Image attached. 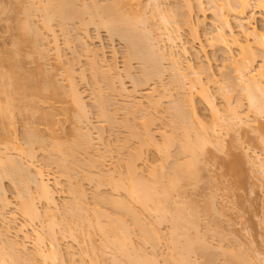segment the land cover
Here are the masks:
<instances>
[{"label":"bare ground","instance_id":"1","mask_svg":"<svg viewBox=\"0 0 264 264\" xmlns=\"http://www.w3.org/2000/svg\"><path fill=\"white\" fill-rule=\"evenodd\" d=\"M79 1L81 3L83 2L81 0H51L48 3L46 2V5L45 4L44 6L41 5L40 7L42 8L39 7L40 10L38 9L39 11L41 12L44 11L45 13L44 16L45 21L44 24H42L43 26L42 29L44 28L45 29L44 31L48 30L47 32L48 33L51 32V36H54L52 37L53 38L52 43L56 50L55 49L53 50L55 51L54 53H56L57 51L56 54L57 58L55 54L53 55L54 58L56 60L58 59V63H61L60 61L62 59L60 58H62L63 56L59 55L60 50L57 47L58 46L57 42L59 43V41H57L56 39L57 37L55 36V32L51 27V23L54 20H57L58 23L62 25L61 27H63V29L65 30L64 26H67L70 21H73V19L78 17L81 18L80 15H82V13L84 15L85 11L90 10L92 13H90V11L86 12V14L89 15L92 14L91 16L92 19H90L91 20L90 23L93 21L92 23L95 24L96 22L95 20L96 18H98L99 19V20L97 19L98 24H95L97 27L99 26L100 27L102 26V28L105 27L107 29L106 31H108V34L110 33L109 35H112L114 37L119 36V38L123 39L127 43L128 46L127 49L128 52L126 56L127 62L136 60L139 61V63H141L142 73L140 75L139 80L138 81L136 80L138 83V84L136 83L137 86L138 85L140 86V84L145 85L148 81H151L153 78L155 77L158 78L159 76H161L162 73H164L163 71H165L161 68L163 63L167 62L168 65H170L169 70H171L170 73L172 72L173 74L172 75L173 80L171 83L176 86V88L175 87L174 88L177 89V91L181 89L180 90L181 93L185 92L183 94L185 95L184 98L182 99L183 96L180 93V95L182 96V97L179 96L180 101H177L178 103L176 104H174L173 102L175 106L172 105L173 109L170 108L172 109L171 110L172 126H173L172 133L174 135L176 134V137H174L173 134L171 135V133L170 135H168L166 134V132H161L160 133L161 139L160 140L156 139L157 137L155 138L154 137L155 135L153 136V134H151L149 128L150 118L146 119L147 118L146 116L149 115L147 112L144 114L145 116L143 115V117L140 118L143 121L136 122L137 120L135 118L134 120L136 121L133 120V122H131V124L136 122V124H133L135 127H133V125L130 124L131 125V126L129 125L130 128L128 129L126 127V129L129 130L130 139L131 137L139 139L138 140L139 144H137L138 146H136L134 150H131L133 152L130 151L131 153L129 152V154H127L128 158H126L125 163H123L124 162L123 160H122L123 162L121 161L123 164H125L124 177L122 176L123 174L116 175L115 174L116 172H114L113 170L112 172H114V174H112V172L109 171H108L109 174L111 173L110 175L107 174L108 173L107 171L105 173L107 174L106 178L107 181H109V187H111L112 189L111 192H114L115 194L117 193L119 196L121 194L122 197L121 196L117 197L118 196L117 194H116L117 196L113 197V193H111L112 195L110 196L108 194V197L107 194L105 197L99 195L98 193L97 194L95 193L96 194L95 197L93 196L95 202L94 205H92L93 203L91 204L92 205L91 208L89 207L90 205L86 206L88 205L87 203H85L86 198H84V196L86 197V195H84L85 192L84 189L81 188L82 185L80 184V182L78 181L79 184L81 185L80 187L78 186V184L74 182L75 186L76 185L77 186L73 188L74 184L70 182L69 179H67L69 180L70 185L73 184L72 185L73 190L69 185L70 187L69 190L71 192V195L73 191L76 196H74V200L73 197L70 199L71 201L73 200L72 203L66 204L68 206L66 209H65L66 206L63 207L59 205L60 207H63L62 210L64 213H66L64 209L68 211L66 213L67 216L65 214L64 219L66 220V217L69 216L67 218L68 221L66 220L67 221L66 224L62 223V220L59 222V220H57L59 216L56 215V210H57V214L59 215H60L59 213L60 211L61 214L63 212L62 210L58 212L59 209L55 210V208L59 207L57 204L58 202H56L55 199V194H57L56 193L57 191L59 192V189L61 188L60 186L61 183L55 181L53 185H51L50 178L47 177L48 176L47 174L45 176V172L42 170V168L39 169V167L37 168L34 167L36 170L33 168L34 173L32 174V165L30 163L32 161L34 162L35 160V158L33 157L35 148H37L39 145L42 148L43 145L47 144L42 140V137L39 136L40 133L38 132L39 130L38 124L40 125L44 124L46 130H48L47 132L51 135L54 134V129H55L54 101L55 99H56L55 103L60 101L61 96H64V98L66 97L65 100H67V102L70 103V106L71 104L74 106L73 109L74 112L78 114L77 116L79 121L81 119L82 121L83 119L87 120L88 119L86 118L88 117L86 116L87 102L85 103L83 94L78 89L79 87L75 82L76 80L74 78V75L76 76L77 74L74 72V68L72 69L71 66H69L71 69L69 68L67 69L69 71H66L65 69L64 74L66 75L63 74L66 77L65 81H67L66 82L67 87L65 86L66 87L65 92L63 91L64 89L62 90V88L57 87L58 85H55L56 81L53 80L55 76L53 74L52 75L54 77L51 74L49 75L48 71L38 67L39 65L37 66V68H40L39 71L44 70V72L41 71L38 72L37 74L36 71L38 69L36 67L35 68L37 70L34 69V72L31 71V73L24 70V67L22 65L25 64L23 63L24 59L28 55L29 57L32 56L33 58L32 54L34 53L36 54V51L40 52V50L46 48L45 43L44 46H42L43 44L40 45L39 42H37L41 39V36L43 37L45 34L42 33V31L41 32L39 30L37 31L35 26L32 25L33 26L32 27L31 24H29L32 23L31 19L28 20V18H30L29 16L30 14L28 15L26 12L25 17L27 20L24 18L23 21L20 17L18 18L16 14L15 17L21 20L20 21L16 20L15 22L16 24L13 22L14 27H16V29L15 28L14 29L18 33L17 34L18 37L15 39L14 43L12 44L14 50L12 49L10 50L12 51L11 52L12 54H9L10 53L9 52L6 53L7 55L5 53H3V55H0V125H1L2 143L5 146L4 154L2 155L0 154V193H2L3 197H5L6 194L4 189L2 188L3 183H1L2 180L4 179H10L12 183H15V185L18 186L17 190L19 192L18 194L16 193L17 194L16 196H18V200H19L17 203L18 204L17 212L24 219L23 220L24 225L21 226L18 225L12 228L9 222H7L9 224L7 225L5 219H2L1 222H3L2 226L4 227L3 230L4 235L9 236L10 230L12 229L15 230L14 232L15 235L12 237L14 238L13 240L10 239L11 238L10 236H9L10 238L7 236L5 237L3 236L5 238L4 239L1 237V235H3L2 232L0 233V237L2 238V239L0 238V242L3 240V243L2 242L0 243L1 246L0 264H33V263L38 264V261L39 264H64L65 263L63 260L64 258H62L63 255L60 253L61 249H59L60 248L59 241L60 239L61 240L64 239L66 234H67L66 236H70V238L72 237L73 240H75L76 238L78 239L80 237L81 241L75 240V242L78 241V244L79 243L81 244V242L83 244V246L81 244V246L83 247V248L81 247L83 253L79 251V253L82 255L80 257L82 258L85 255L84 253L86 251H89L86 253L90 254L89 256L92 259V260L90 259V261L91 262L94 261L96 264L97 263L161 264L160 261L156 259V257L158 258V255L154 250L159 246L158 245L160 243L159 240L165 238V236L163 237V235L161 234L162 232L160 233L159 231L160 230L159 228L161 227L160 225L165 223H167L166 225H168L167 228L169 229L168 230L169 233L167 234L168 235L167 239L169 240L168 244H169L170 252L168 256L167 255L165 256L166 259L165 258L163 259L162 264H200L197 263V260H195L194 263L193 260L194 257H196L199 253L200 255L203 253L204 255L207 256L209 250L207 251L205 248L207 247L205 246L206 243L201 241L202 240V238H200L201 233L200 234L197 233L196 236L194 235L196 232H199L198 231L199 229L197 228L199 223L197 222V217L194 214V210L193 212L190 211L191 208L189 207L187 208L186 207L187 205L184 204L185 202L183 203V201L180 200L181 198L180 195H182L181 189L183 191V187H184L183 186L184 183L182 182L184 180L186 181L187 179H188L187 181L192 180L193 182L194 179L195 181H197L196 178H198L197 177L198 175L196 176V170H194L195 168L197 169V167H195L194 165L199 163V156L202 153L203 149H205L204 147H206L210 143L215 145V142H217V145L220 147V143L222 142L220 139L221 136H219V134L221 133L220 132L221 129H223L224 127V124L222 125V122L223 123L226 122L230 130H232L234 126L237 128H240L241 126L242 129L243 126L245 125H246L245 127L248 129V127L250 126L248 124L249 122L252 123L251 125L253 126V124L258 123L260 119L264 118V25L263 28L260 30L252 22L254 19L253 16L254 10H258L260 13L264 14V0H206L207 2H204V0H198V2L197 0H194L196 3H198L196 4V6L193 4L194 2H192L193 0H174L176 3L174 5L175 8L174 9L170 8L169 10L172 11L167 10L168 12L164 10L166 7L164 5L165 4L164 2L162 4V0H146L147 2L153 4V6L148 5V3L145 4L147 8L149 6H151L152 8L154 7L152 16L155 18H157L155 16L156 14L160 16L159 17L160 21L159 20L158 21L160 23L162 22L161 27L159 26L160 23H158V21L155 20V18L149 17L148 19L147 17L149 22L147 21V19H145L146 14L141 11L146 8L145 5H142L144 0H106L107 2L106 4H104L105 3L104 2L103 5H101L102 3H100L99 5L96 2L95 3L93 2L90 5V7L89 4L84 5V3L81 4ZM77 2L80 3L82 7L80 4L78 5ZM133 2H135L139 7L140 12L139 11L138 12L140 14L143 13L144 19H143V15H140L137 11H136L137 13L135 12L134 14L133 12L131 13L129 9L127 10L128 6L131 5ZM204 3L209 4L208 7L210 6L212 13L214 12L213 15L211 14L212 17H207L206 12L209 9L207 7L208 10L207 9H206L207 11L205 10L206 7L204 6L205 5ZM22 7L23 9H25L23 5ZM35 8L37 10V7ZM167 13L168 14L171 13V14L168 16L166 15ZM138 14L140 16H138ZM94 15H96V18H94L93 20ZM130 16H133L134 18ZM150 18L151 20L153 19L152 21H154V24L157 23L155 24L156 26L158 25L157 26L158 28H156L157 30L154 29L153 27H151L152 29L150 28L149 25H151L152 23V22L150 23L151 21ZM209 18H210V22H208ZM14 19L12 21H14ZM143 20L145 21V23ZM83 22L84 21L81 20V22L79 23H81L82 26H85L86 23ZM215 22H217L219 25H216ZM146 23H148L149 26L148 29H146L147 26ZM139 26L145 27L146 30L144 28L143 30L141 28L139 29ZM182 30L186 31V33L188 34L190 38V43L193 44L192 48L195 50V52H197L198 54H203L205 56L204 63H202V65H199L198 69L196 70L194 69L195 66L193 67L191 61L187 62L188 60L186 61L184 60L186 63H184L183 61V58L186 59V56L188 57L190 49L187 46L188 41L185 42L180 36L181 34L180 32ZM31 35H33L35 39H33V36ZM28 36L29 38H32L30 39L31 43L34 41L35 44L38 43V45L35 44H30V45H32L33 47L35 45V47L38 46L39 48L42 49H38V47L37 48L34 47L35 48L34 49L33 47H31L34 49L33 53L31 50L30 53L32 54L27 55V53H25L27 55L26 56L25 54H22L23 53L22 51H25L23 50L24 49L23 46L28 45V43H26L27 41H29ZM86 37L89 36L86 34ZM43 38L41 40H43ZM84 40L85 38L83 40L81 38L82 44L81 43L80 44L85 46L83 47V49L85 48V53L89 54V56L90 55L92 56L90 57L92 58L91 63H93L95 69L93 70V72L98 73L100 69L98 70L99 67L95 62L97 60L96 59L97 54L95 51H93L94 52L93 53L92 50H89L90 48L86 47V44H88V42L85 43ZM82 41H84V43ZM24 43L26 45H24ZM14 45L16 46V48L14 47ZM47 46L50 47L49 42ZM41 52L40 55H42ZM38 53L36 54V56L38 55V57L36 58L34 57L31 60V62L34 59H36L34 61H38V58L40 56ZM44 54L45 51L43 52V56ZM23 55H25L26 57H24ZM21 56H23V58ZM20 57L23 59V61L21 60ZM41 57L42 56H40L39 59H41ZM213 64H215L216 67L219 69L218 75H222V77L227 76L226 74L227 70H230V72L232 71L234 73L233 74L234 78L232 77V80H231L232 72L229 77L230 74L229 71H228L229 73L228 76L226 77V79L225 78L224 79L230 85V89L234 93L238 94L239 92L240 99L241 98L243 99L239 101L240 107L242 105L241 103L242 101L248 102V106H250L249 108L253 109V110L252 109L249 110L250 111L249 114L252 115L251 110L255 113V116L251 117V119L254 118V120L253 119L251 120L249 118V114H247L248 111L245 114L247 116L245 115L241 116L242 114L239 116V113H237V111L235 112L236 109L230 106L229 104L230 101L227 102L230 107L226 105L227 109L223 110L225 112H223L217 107L213 97L211 98L212 95L211 93H209L210 91L208 92L209 90L208 86L204 84L202 80V75L206 74L208 78L210 77L208 81L210 80L211 82H213V84H216L217 82L215 80L216 75L214 72H212ZM25 67H27L26 64ZM41 67H44V65ZM114 68L115 66L110 65V67L108 66L107 68L109 70L105 69L106 72L103 71L104 70L103 69L102 70L103 72H101L104 74V76H101L102 79L108 76V72L110 73L109 75H111V73L114 71L113 70ZM129 68H127L126 66V69ZM46 72L48 75L46 74ZM105 73H107V75ZM44 74H46L47 77ZM79 75L81 76V74ZM42 76L44 77V79H42ZM189 76L191 77L193 76L194 78L193 77L191 78ZM98 77L100 78V76ZM45 78L48 79L47 82L44 81ZM82 78L84 79V75H82ZM187 79H189L188 80L189 82L187 81ZM96 80H97V76H96ZM43 81L46 83L44 84ZM183 81L188 82L189 87L185 85V82L183 83ZM232 81H234V83ZM106 83L108 84V82ZM109 86L111 87L112 85ZM186 86L188 91L187 89H185ZM184 89L185 91L183 92ZM235 90L238 91L236 92ZM154 92L155 90L151 93H148L147 94L148 97L146 96V99L148 98L149 101L147 104L150 103L149 106L147 105L148 108L157 109L159 106H161L159 104H161V102L163 103V100L165 99L168 100V98L171 99L173 97V96L169 97V95L171 96V94L167 95V93H163L164 95L159 96V100L158 97H155L157 98V100H155ZM99 93L101 95V92L97 91V97L99 98H96V100L98 101L96 102L98 103L96 104V106L98 107L97 113L99 112L98 114L100 115L98 117H100V119L102 118L105 119L107 117L106 120L107 119L112 120L113 122L111 123L113 124L114 123L113 117L110 119L112 114L110 115L109 113V115H107L108 114L107 112H109L110 110L108 111L106 108L108 107L107 105L111 104V101L110 103H108L110 98H108L107 100L106 99L107 96L106 98L103 97V95L100 97ZM122 93L120 94L122 95ZM227 99H231V98L227 97ZM177 100H179V98H177ZM63 101L64 100H62V102ZM136 102L139 107L134 104L135 102H133L135 106H133V104L132 105L130 104L129 106L131 107L132 112L142 110V109L140 110V108L143 107L141 101H136ZM139 102L140 104H138ZM175 102H176V98H175ZM41 103L46 104V106L44 107L46 110L42 108L41 111L40 105L44 106V104L42 105ZM128 105L129 104H127V107ZM151 105L153 107H150ZM46 107H48V109ZM127 107L126 109L129 110V112H131L129 107L128 108ZM132 107H136L137 109ZM230 108H232L234 111ZM28 109L30 110V113L28 112L29 111ZM207 112L208 113L210 112L209 114L211 115L209 116H211V118L207 117L208 115L206 114ZM222 112L224 113V115ZM25 114H28L30 117L29 119L31 120V125L29 124L30 126H28V124H23L24 122L22 123L23 121L22 119L27 117V115ZM17 115L18 117L23 116V118L21 117L22 119L19 117L21 119L23 128L25 127V125H27L26 132H24L25 146L23 148L18 146L16 142L15 118L17 117ZM209 118L211 119V121L209 120ZM125 122H130V120L128 119ZM139 122L141 123L140 125L138 124ZM28 123H30V121ZM126 124L124 125L119 124V125H121L120 127L122 126L125 127ZM136 125H138V127H136ZM257 125L258 124L254 126L258 129ZM113 126L119 127L118 125H115V123L113 124ZM251 131H254V129ZM82 135H83V139L85 138L88 139L90 133H88V135H86L85 133V138H84V134ZM218 137L220 141L216 140L218 139ZM98 138L100 140L102 137H98ZM55 139L53 137L54 140L53 144L52 141L50 142L51 143V145L49 146L50 151L46 153L47 160H44L46 162L45 164L47 165V167L54 165L58 169L61 168L62 170V171L60 170V172H62L61 174L62 175L64 174L63 175L64 177L69 178L70 175H73L74 173L77 174V171H75L77 169L76 168L77 164H75V161L77 160L73 157L76 156L75 154L77 152L76 149L83 150L85 148L84 147L85 140L80 141L83 142L84 144L77 143L78 141H76L73 142L74 145L73 144L66 145L67 143L66 144L63 143L64 144L63 145L57 139L55 142ZM102 140L103 139H101L100 141ZM171 140H174L175 142ZM124 142L121 144L123 145V147L121 146L122 149L127 147L126 145L124 146V144H126L127 142L126 141ZM176 142H179L178 147L176 145L177 147L175 153L176 159L174 158L175 161L173 160L171 161L172 165L169 166L170 168L167 167V169L169 168V170L163 172L164 170H166L163 166L165 164H161L160 169L159 168L156 169L155 167L157 166L155 165L156 162L154 161L155 160L154 158H156L157 156H162L166 161H169V159L171 160V158L174 155L170 153L169 147L174 146ZM36 145L38 146L36 147ZM222 145L224 144L222 143ZM144 148H146V150ZM119 150L122 151L121 149ZM10 151H13L14 154L16 155L13 156L12 153L11 154L7 153ZM149 152L153 159L150 158ZM169 154L173 156L171 157ZM25 155H26V159L28 157L27 160L28 161L31 160V162L29 161L28 163L26 161L27 162L26 163L24 161L25 163H23L22 160L25 157ZM44 155L45 154H43V156ZM22 156L23 158L21 159ZM99 157L101 158L103 156L99 155ZM32 158L34 159L32 160ZM69 158L71 159L70 161ZM255 158H258L257 160L260 159L258 155L255 156ZM98 159L99 158L95 159L97 162H99L98 164H101L102 161L104 162V157L103 160H101L102 158L99 160ZM123 159H125V157H123ZM72 160H74V163ZM95 160L93 161L96 162ZM166 161L165 163H168ZM261 161L262 160L260 159L259 162ZM72 164H75L74 168L76 169L73 168L74 165ZM91 164H93L92 160H91ZM86 165L88 164L85 163L83 166ZM104 165L101 164L100 166L104 168L103 167ZM233 166L237 167L239 165L235 164ZM88 168H90V165L86 167V169ZM95 168L97 169L98 167L96 166ZM84 169L83 172H85L86 170ZM263 169L264 167L262 166L261 170L263 171ZM158 170L159 171L161 170L160 173H158L159 172ZM72 171L74 172L72 173ZM99 171L101 172V170ZM144 172L147 174L144 175L145 174ZM101 173L102 176L98 174L100 176L96 175L97 178L100 177L99 179H101V177L105 175L103 172ZM81 174L83 175L84 173ZM86 174L88 173H85L84 176L88 177L89 174L88 175ZM74 176L75 175H73V178H70L71 181H73V179L76 177ZM84 176H82V178H84ZM96 176L94 177L96 178ZM115 176H117V179ZM91 177L92 176L90 175V178ZM103 178L105 181L106 178L105 177ZM85 179L89 180V178H85ZM92 180L89 181L93 182ZM31 184H34L33 185L34 187ZM30 185L35 189L33 190ZM96 185H95V189H97L96 190L97 192L101 187L99 188L97 183ZM0 200H2L0 202L4 209L5 207L8 208V206H10L9 201L6 200V198ZM40 201L45 203L48 207L46 210H44L45 212L44 211L41 212V209L38 204V202ZM105 204L107 205V207H111L112 209L111 211H113L112 212L113 215L111 214V211L109 212L110 214L108 213L109 209L108 210L103 209L104 211H102V208L100 207L101 205L102 207L103 206L105 207ZM95 206L98 207L100 206V207L98 208ZM50 207L54 208V211ZM105 211H107V213ZM2 213L1 215H3ZM196 214L198 215V213ZM144 215L145 216L149 215L148 218L150 217V219L153 217L152 221L153 220L154 221L150 223V220L146 218L149 221L148 223ZM56 216L58 217L56 218ZM127 218L129 219V221H127ZM46 221H50V222L46 223ZM34 222H40V224L42 222V225H45L46 223L45 230H47L46 234H48L47 237L48 240L44 239L46 236L44 238L43 236H41V235H46L42 233L44 230L40 231L38 229L39 230L38 232L36 228L32 227L29 228L30 231H28L29 229H27L26 226H30L31 223ZM57 222H59L58 224H60L59 225L60 227L61 224L64 227H61L62 229H60L59 226L56 227ZM72 225H74L75 228L78 229L80 228L83 231L77 229L78 231L76 232L78 233L75 234L76 233L74 231L75 228H73L74 229L73 232L75 233H72V227H73ZM43 227L44 226H41L42 229ZM57 228L59 231H56ZM134 230H136L137 232L139 231L138 234H140L139 236L141 241L140 245L144 246L143 247L144 249H145V245L146 247L152 245V247H154L152 248L154 251L153 253L151 254L145 253L144 252L145 250H143V248L140 245L139 247H137L138 246L136 245L137 242H134L135 239L132 238V235L134 236L133 232H136ZM79 231L81 233H79ZM59 234L61 235V237L58 239ZM31 236L34 237V238L32 237L33 240H31L32 239ZM96 236H99L100 238V241L98 240L100 242V244L98 243L99 245L97 244L98 246L94 245L95 242L91 243V241H95ZM6 237L10 239V241L7 240ZM84 238L87 240L89 239L88 240L89 244L91 243L89 246L90 247L89 250L84 248V243L86 241ZM45 240L50 242L48 243ZM29 242L33 243L34 245V246L32 245L34 249L33 247L31 249V251L33 250V252H31L30 249L27 250L28 249L27 246H29L27 244H29ZM4 243L5 245H3ZM83 249H85V251H83ZM204 249L207 252H205ZM198 250H200V252H198ZM26 251L27 252L30 251V253H26ZM109 253H111L110 254L111 257L107 258ZM154 254H156L157 256L155 257ZM238 254H236L237 257ZM70 255L71 258L72 257L74 258L72 254ZM148 255L149 256L152 255L153 257L151 256L149 257ZM211 255L210 257L209 255L207 256L210 259H207L205 264L208 262H209L208 264H211L210 261L212 260V258H214V255L213 254ZM102 256H105L108 259V262H106L107 261L106 258H105L106 261H104L103 259L104 257ZM234 257L233 256L229 257V259L232 258L231 260L233 259L236 260L235 262H237V264H244L245 259L242 258L243 256L241 257L239 255L238 258L237 257L234 258ZM73 258L71 259V261L69 260L71 264H73L72 263V261H74ZM36 259L39 260L36 261ZM99 259L100 260L103 259L102 260L103 262L102 261L100 262ZM77 261H79V259ZM81 263L84 264L85 262L83 263L81 260ZM212 263H214V261ZM77 264L79 263L77 262Z\"/></svg>","mask_w":264,"mask_h":264},{"label":"rangeland","instance_id":"2","mask_svg":"<svg viewBox=\"0 0 264 264\" xmlns=\"http://www.w3.org/2000/svg\"><path fill=\"white\" fill-rule=\"evenodd\" d=\"M49 1H51V0H49ZM49 1L48 0H0V55H3V53L6 54L9 52H10L9 54H12L11 53L12 51H10L11 49L14 50V48L12 47L13 46L12 44L14 43L15 39L18 37V35H17L18 33L15 30L16 27H14L13 24L16 22V20L20 21L22 19V21H23L24 18L26 19L25 13L27 12L28 15L30 14L29 15L30 18H28V20L31 19L32 23H33V24L32 23H29V24H31V26L32 25L35 26L37 31L38 30L40 32L42 31V33L45 34V35L42 34V35H44L43 36L44 38L41 36V39L43 38V40L40 39L43 42H41L40 40L37 42H39L40 45L43 44L42 46H44V43H45V45H46L45 47L47 49L45 47H44L45 49H42V48H39L37 46L38 49H42L43 51L40 50V52L42 51L41 52L42 55H40L39 51H38L39 53L36 51V54L38 53L42 57H41V59H39L40 58V56H39V58H38L39 62L34 61L36 59H34L31 62V60L34 57L35 58L38 57V55L36 56L35 53H34L35 55L32 54L33 50L35 48H37V47H35V45H38V43L36 42L37 44H35L34 43L35 41L31 43L30 39H32V38H29V36H30L29 35L28 36L29 41H27L26 43H28V45L35 44L34 45L35 48L32 45L23 46L24 49L22 47V49L25 50V51H22L23 52L22 54L27 53V55L28 54L33 55V58H32V56L29 57V55L27 56L26 54L25 55L27 57L25 55H23L24 57H26L24 59V61L22 59L23 56H21L22 58L20 57L21 60L23 61V63H25L28 67L27 68V67H25V64H22L24 67V70L31 73V71L34 72V69H36L37 66L39 65L38 67L43 68L46 71H48L49 75L53 74L55 76L54 77L52 75L55 78L54 79L52 77L53 80L56 81L55 85H58L57 87L62 88V90L64 89L63 91L65 92L66 87H67V85H66L67 81H65L66 77L64 75H66V74H64V71H65V69H66V71H69V70H67L68 68L69 69L74 68V72L77 74L76 76L74 75V78L76 80L75 82L77 83V85L79 87L78 88L79 91L83 94V98L85 100V103L87 102L86 103L87 104L86 105V109H87L86 110L87 111L86 116H88V117H86V118H88V119L87 120L83 119V121L81 119L79 121L78 116H77L78 114H76L74 112V109H73L74 106L72 104H71L72 107L70 106V103H68L67 100H65L66 97L64 98V96H61L60 101H58L59 100V98H58L57 101L59 103L58 102L55 103V101H56V99H55V101H54V108H55L54 109V115H55L54 116L55 117L54 118V120H55V122H54V128H55L54 134L53 135L49 134L47 132L48 130H46L43 123H41L43 125H40V124H38L39 126L37 125L38 129H39L38 132L40 133L39 136H41L42 140L44 142H46L48 145L45 144L47 147L45 145H43V146H45V147L42 146L43 149L41 148L40 145H39L40 147L38 145H36V147L37 146L38 147L35 148V152H34V156H33L35 158V160H34V162L33 161L31 162V160H29V161L31 162L30 164L32 165V174L34 173L33 170L35 168L39 167V169L42 168V170L45 172V176H46V174L48 175L47 177L50 178V180H51L50 184L51 185H53V183L55 181H58L61 183L60 184L61 188L59 189V192L56 190L57 194H55V199H56V202H58L57 203L58 206L59 205L63 206V207L66 206L65 207V209H66L68 207L66 204L73 202L74 196H76L74 194V192L72 191L73 188H75L77 186V185L75 186V184H74V182H75L76 184H78L79 187L82 185L81 188L84 189V192H85L84 195H86V197L84 196V198L88 199V200L85 199V203H87L88 205H86L85 203L84 204L86 206L90 205L89 207L92 208V205H94V202H95L94 197L97 193L99 195L105 196V197H106V194H107V197H108V194H109V196L112 195L111 193H113V197L118 195L117 193H116L117 194L116 195L114 192H111L112 189H111V187H109V181H107L106 176H107V174L110 175L111 173L109 174V172H112V170L114 172H116L115 173L116 175H118V174L122 175L123 174L122 175L123 177L125 175L124 174L125 173V170H124L125 164H123V163H125L126 158H128L127 154H129V152L131 150H134L136 148V146H138L137 144H139V142H138L139 139L132 138V137L130 139V136H129L130 134H129L128 129L130 128L129 125L131 124V122H133V120L135 118L137 121L136 120H134V121H136V122L143 121L140 118L143 117V115L147 112L149 114V115L147 114L149 117L146 116L147 118L146 117L145 118L146 119L150 118L149 124L151 126L149 125V128H150L151 134H153V136L155 135L154 136L155 138L157 137L156 139H159V140L161 139V136H160L161 132H166V134H168V135H170V133H171V135H172L173 134L172 133V131H173L172 130V128H173V126H172V113H171V110L173 109L172 105L175 106L174 104L178 103L177 101H180V97L183 96L182 99L184 98L185 95H183V94L185 93L184 92L185 89H187L189 79H187L188 82H185L186 80L183 81V83L185 82V85H187L186 88L183 90L184 93H181V91H180L181 89L179 91H177V89H175L176 86L171 83L173 80V78H172L173 74H172V72L170 73V71H171V70H169L170 65H168L167 62H165V63L162 62L163 65L161 63V65H162L161 68L165 71H163L164 73H162L161 76H159L158 78L157 77L153 78L151 81H148L145 85L140 84V86L139 85L137 86V84H138L137 81L139 80L140 75L142 73L141 72V70H142L141 63H139V61H136V60L135 61H133V60L129 61L130 63L127 62V60H126V56H127V52H128L127 43L123 39L119 38V36L114 37L112 35H109L110 33L108 34V31H106L107 29L105 27L104 28H102V26L97 27L95 25V24H98L97 23L98 18H96V15H94V17H93V20H94V18H96V20H95L96 22L94 21L95 24L92 23L93 21L90 23V21H91L90 19H92L91 18L92 14H90V15L86 14V12H89L90 10L85 11V12L83 11L84 15L82 13V15H80L81 18L78 17V18H75L77 20L73 19V21H70L67 26H64L65 30L63 29V27H61L62 25H60L57 20H54L51 23V27H52L53 31L55 32V36L57 37L56 39H57V41H59V43L57 42L58 46L56 45L58 47V49L60 50V51L58 50L60 52L59 55L63 56L62 58H60V59H62L61 61L59 59V61L61 63H58V59L56 60L53 56L54 54L55 55L57 54V51H56V53H54L55 51L53 50V49H55V47L52 43L53 42L52 37H54V36H51V32L49 31L50 33H48L47 29H46L47 31H44L45 30L44 28L42 29V27H43L42 24H44V21H45L44 20L45 13H44V11H42L44 14L41 11H39L40 10L39 7L41 5L44 6V4L46 5V2L48 3ZM81 1H83L82 3L79 1L81 4H83V3H84V5L89 4V7L93 2L94 3L96 2L99 5H100V3H102L101 5H103L104 2H105L104 4L107 3L106 0L105 1L104 0H97V1L96 0H81ZM163 2L165 3L164 5L166 7V8L164 7L165 9L163 8L164 10L172 11L169 9L175 8L174 5L176 3L174 0L173 1L172 0H162V4H163ZM192 2H194L193 4L195 6H196V4H198L194 0ZM197 2H198V0H197ZM204 2H207V1L204 0ZM80 3L77 2L78 5ZM147 3H148V5L153 6V4H151L150 2H147L146 0H144L142 5H145ZM206 4L204 5L206 7L205 10L207 9V7L209 5V4H207V6H206ZM22 5L24 6L25 9H23ZM35 7H37V10L38 9L39 10L37 11ZM81 7H82V5H81ZM145 7L147 8L146 5H145ZM30 8H32V9H30ZM40 8H42V7H40ZM153 8L151 6H149L146 9L147 11L145 9H143V10L140 9L142 12H144L146 14L145 19H147V17H148V19H149V17L155 18L152 16L153 15ZM22 9H23V11H22ZM128 9L131 13L133 12L134 14L136 11L137 12L139 11V7L137 6V4L135 2H133L131 5H129L127 10ZM208 9H207L208 11L206 10L207 11L206 12L207 17H212L214 12L212 13L210 6L208 7ZM86 10H88V9H86ZM90 13H92V12L90 11ZM139 14H138V16L143 15V13L140 15ZM170 14L167 13L166 15L169 16ZM15 15L18 18L20 17L21 19L20 20L17 19L15 17ZM154 15H155V13H154ZM155 16L157 17V18H155V20L158 21L160 16H158V14H156ZM253 16H254V19L252 21L253 24L261 30L263 28V25H264V22H263L264 21V14L260 13L258 10H254ZM97 17H98V15H97ZM130 17L134 18L135 15H134V17L133 16H130ZM136 17H137V15H136ZM151 18H150V20H151ZM13 19H14V21H12ZM138 19H139V17H138ZM143 19H144V15H143ZM148 19H147V21H148ZM81 20L84 21L83 23H86L85 26H82L81 23H79V22H81ZM152 20L150 21V23L152 22L153 24L151 23V25H149L150 28L151 27H153L154 29L158 28L157 27L158 25L157 26L155 25L157 23L154 24V21H152ZM208 20H209L208 22H210V18ZM136 21H137V19H136ZM159 21H158V23H160ZM34 23H35V25H34ZM144 23H145V21H144ZM161 23L159 24L160 27H161ZM146 24L148 26V23H146ZM215 24L219 25L217 22H215ZM139 25H142V24H139ZM147 26H146V29L149 28V26L148 27ZM140 28L142 30H143V28L145 29V27H143V26H141V27L139 26V29ZM33 29H35V28H33ZM234 31H235V29H234ZM85 33L89 37H86ZM180 33H181L180 36L182 37V39L185 42L188 41L187 46L190 49L188 57L186 56V59L183 58V61L184 60L185 61L188 60L187 62L191 61L193 67L195 66L194 69L196 70V69H198L199 65H202V63H204L205 56L203 54H198L197 52H195V50L192 48L193 44L190 43V38H189L188 34L186 33V31L182 30ZM33 35H31V36H33ZM46 37H48V38H46ZM81 38H82V40L85 38V40H84L85 43L88 42V44H89V45L86 44V47L90 48L89 50H92V52L95 51L97 54L96 55L97 60L95 62L97 63V66L99 67L98 70L100 69V71L98 73L93 72V70H95V69H94L93 63H91L92 58H90V57H92V56L91 55L89 56V54L85 53V48L83 49V47H85V46L81 45L82 44ZM33 39H35L34 36H33ZM50 40H51L52 44L50 43ZM84 41H82V42L84 43ZM48 42H49L50 47L47 46ZM24 45H26V44L24 43ZM14 47L16 48L15 45H14ZM31 47H33L34 49ZM31 50H32V53H30ZM44 51H45V54L43 56ZM46 51H48V52H46ZM45 55H46V57H45ZM43 57H45V58H43ZM56 58H57V55H56ZM185 61H184V63H186ZM126 62H127V65H126ZM42 64L44 65V67H41V66H43ZM91 65L93 66V68ZM110 65L115 66V68L113 69L114 71L112 70L113 72L111 73V75H109L110 73L108 72L109 79L107 76L106 77L108 80L107 81L105 77L102 79L101 76H104V74L101 72L105 71V69H107L108 66L110 67ZM69 66H71V68ZM97 66H96V68H97ZM126 66H127V68H129V67L130 68L126 69ZM40 68H37L38 70L36 69L37 74H38V72H41V71L44 72V70L39 71ZM109 69H107V70H109ZM168 70H169V72H168ZM228 71L230 72V70H227V73H226L227 76L229 74ZM212 72H214L216 75V77H215V80L217 81L216 84H213V82H211L210 80L208 81V79L210 77L208 78L206 76V74L202 75V80H203V83L208 86V89H209L208 92L210 91L209 93H211V95H212V96L211 95L210 96H211V98L213 97L214 102L217 105V107L222 111L224 109L226 110L227 109L226 105H228L227 102L230 101V103H229L230 106H232V108L236 109L235 112L237 111V113H239V116L241 114H242L241 116L245 115L247 113V111H248L247 114H249V112H250L249 110L252 108H249L250 106H248L247 101H242L241 102L242 108L240 107L239 101L243 100V99L242 98L240 99L239 92L237 94V93H234L230 89V85L225 81L227 76L222 77V75H218L219 69L216 67L215 64H213ZM231 72L229 74V77L231 75ZM46 74H47V72H46ZM46 74H44V75L46 76ZM79 74H81V76ZM105 74L107 75V73H105ZM170 74H171V77H170ZM233 74L234 73L232 72L231 80H232V77L234 78ZM82 75H84V79L82 78ZM96 76H97V80H96ZM98 76H100L101 79ZM189 77H191V76H189ZM42 79H44L43 76H42ZM47 80L48 79L45 78L44 81L47 82ZM102 80H104V81H102ZM46 82H44V84ZM106 82H108V84ZM232 82L234 83V81H232ZM235 83H236V81H235ZM109 85H112V86L110 87ZM154 90H155L154 98L158 97V100H159L160 95L161 96L164 95L163 93H167V95L171 94V96L169 95V97H172V96L173 97L171 99L168 98V100H166V99L163 100V98H162L163 103L161 102V104H159L161 106H159V107L157 106L158 107L157 109L148 108L147 105L149 106L150 103L147 104L149 101H148V98L146 99V96L148 93H151ZM97 91L101 92V95L99 93L100 97L103 95V97H105V98L107 96V98H106L107 100H108V98H110L108 103H110V101H111V104L107 105L108 107H106L107 110L108 111L110 110V111L109 112L106 111V112L108 113L107 115H109V113H110V115L112 114L110 119L113 117L115 125H118L119 127H117V126L114 127L113 126L114 123L113 124L111 123L113 121L109 120V119L106 120L107 117L105 119L104 118L100 119V117H98L100 115L98 114L99 112L97 113L98 107L96 106V104H98V103H96V102H98L96 100V98H99V97H97ZM187 91H188V89H187ZM187 91H186V93H187ZM120 93H122V95ZM180 93L182 94V96L180 95ZM227 97H230L231 99H227ZM175 98H176V102H175ZM177 98H179V100H177ZM62 100H64L65 102L64 101L62 102ZM155 100H157V98H155ZM129 101H130V103H129ZM132 101L135 102L134 103L135 105H137L136 101H141V104L143 107L140 108V110L141 109L142 110L132 112L131 107H129L130 104L131 105L133 104ZM160 101H161V98H160ZM173 102H174V104H173ZM127 104H129L128 107L131 110V112H129V110L126 109ZM134 104H133V106H135ZM138 104H140V102ZM45 106H46V104H44V106L40 105L41 111H42V108H44ZM150 107H153V106L151 105ZM46 108L48 109V107H46ZM132 108H136V107H132ZM170 108H172V109H170ZM232 108H230V109H232ZM44 109H43V111H44ZM252 110H251L252 115L249 114L250 119H251V117L255 116V113ZM28 112L30 113V110ZM223 112H225V111H223ZM209 113L208 112L206 113V114H208L207 117L211 118V116H209L211 114H209ZM28 114H25V115H27L28 118L26 116H25L26 118H23V116H21L23 119L20 116L19 117L23 120L22 121V123L24 122L23 124H28V126H30L31 120H29L30 114L29 115ZM223 115H224V113H223ZM245 116H247V115H245ZM19 117L17 115V117L15 118L16 119V125H15L16 142H17L18 146L23 148L25 146V143H24L25 142V140H24L25 139L24 138L25 133L24 132H26V126L27 125H25V127L23 128L22 123H21V119ZM210 118H209V120L211 121ZM24 119L26 120V123H25ZM128 119L130 120V122H125ZM252 119L254 120V118H252ZM29 121H30V123H28ZM136 122L133 124H136ZM119 124H121V125L126 124L128 126L125 125V127H123V126L120 127L121 125H119ZM133 124H131V125H133ZM138 124L140 125L141 123L139 122ZM223 124H224V127H223V129H221V131H220L221 133L219 132L221 134V135L219 134V136H221L220 139L224 145H222V143L219 142L220 143V147H219L217 145V142H215V145L210 143L209 145L204 147L205 149H203L202 153L199 156V163L194 165L195 167H197V169L194 167L195 168L194 170H196V176L198 175L197 176L198 178H196V176H195L197 181H195V179H194L192 182V180L187 181L188 180L187 179L186 181L184 180L185 182L184 181L182 182V183H184L183 184V186H184L183 191L181 189V193L183 195V198H182V195H180L181 196L180 200L183 201V203L185 202L184 204L187 205L186 206L187 208L188 207L191 208L190 211L193 212V210H194V214L197 217V222L199 223L198 227H197L199 229L198 230L199 232H196L194 235L196 236L197 233H199V234L201 233L200 234V236H201L200 238H202L201 241L206 243L205 246H207V247H205V246L204 247L206 248L207 251L209 250V253H207V254L209 255V257L211 254L214 255V258H212V260L210 261L211 264H237V262H235L236 260L233 259L234 260L233 261V260H231L232 258L229 259V257H232V256L234 257L238 253H239L238 257L240 255L241 257L243 256L242 257L243 259H245V261L243 260L244 264H264V169H263V171L261 170L262 166L264 167V118L260 119L259 122L256 123V124H258L257 125L258 129L255 127L256 124H253V126H252L251 125L252 123H250V122L248 123L250 125L249 126L250 129H249V127L247 129L245 127L246 125L245 126L242 125L243 126L242 129H241V126H240V128H237L234 126L235 128L233 127V129L230 130L229 126L226 122L225 123L222 122V125ZM126 127L128 129H126ZM133 127H135V126L133 125ZM136 127H138V125H136ZM253 129H254V131L255 130L256 131L255 132L251 131ZM218 130H220V129H218ZM85 133H86V135H88V133H90V135L88 136V139L85 138ZM82 134H84L85 139H83ZM173 136L176 137V134L175 135L173 134ZM53 137H54V139L56 137V139L62 144L67 143L66 145H68V144L72 145L73 142H76V141H78L77 143L84 144L83 142H80V141L85 140L84 141L85 142V145H84L85 148L84 149L82 148L83 150L76 149L77 150V152L75 153L76 156L74 155L75 157H73L77 160V161H75V164H77L76 165L77 169L74 168L75 164H72V165H74L73 168L76 169L75 171H77V174H75V173L73 174L76 176V177L74 176L75 178L73 179V181H71V179H70V178H73V175H70L69 178L64 177L63 176L64 174L62 175L61 174L62 172H60L61 168L58 169L54 165H52L53 167L52 166L47 167V165L45 164L46 162L44 160H47L46 153H48L50 151L49 150L50 149L49 146L51 145L50 142L52 141V144L54 142ZM98 137H102L101 139H103V140L100 141L101 139L99 140ZM56 139H55V142H56ZM220 139L218 137V139H216V140L220 141ZM71 141H72V143H71ZM124 141L127 142L126 144H124V146L126 145L127 147L122 149L123 145H121V144ZM171 141H174V140H171ZM178 143L179 142H176V144L174 146L169 147L170 153L173 154L174 156L171 154H169V155L171 157L173 156L172 157L173 159L171 158V160L169 159V161H166V160H164V157H162V156H157L156 158H154L155 159L154 161L156 162L155 165L157 166V167H155L156 169H158V168L160 169V165L165 164L163 166L166 170H164L163 172H166L169 170V168H170L169 166L172 165L171 161L172 160L175 161V159H176L175 153H176L177 147L179 145ZM176 145H177V147H176ZM222 146H224V147H222ZM118 147H120V148H118ZM119 149H121L122 151H120ZM144 149L146 150V148H144ZM4 151H5V146L2 143L1 125H0V154L1 155L4 154ZM131 152H133V151H131ZM7 153H10V154L12 153L13 156L16 155V154H14L13 151H10ZM43 154H45V155L43 156ZM149 154H150V152H149ZM99 155L104 157V162L102 161L103 162L102 163L100 161L102 165L105 164L103 166L104 168H102L100 166L101 164H98L99 162H97L95 160L97 158H99V159L102 158L101 160H103V157L100 158ZM257 155L262 160L261 162H259L260 159L257 160L258 158H255V156H257ZM123 157H125V159H123ZM22 158H23V156L21 157V159ZM24 158L22 160L23 163H25L26 161L29 163V161L27 160L28 157L26 159V155ZM34 158H32V160ZM150 158L153 159L151 154H150ZM70 160L71 159L69 158V161ZM91 160H92L93 164H91ZM93 160H95L96 162H94ZM72 161L74 163V160H72ZM165 161L168 163H165ZM236 161H237V163H236ZM32 163H34V164H32ZM83 163L84 164L86 163L88 165L83 166L84 165ZM69 164H70V162H69ZM235 164H237L239 166L234 167L233 165H235ZM72 165H71V167H72ZM89 165H90V168H92V169H90V168L86 169V167H88ZM93 165L95 167L97 166L98 168L96 169ZM77 166H79V167H77ZM91 166H93V167H91ZM167 167H169V168L167 169ZM74 169H72V170H74ZM83 169L85 170V172H83ZM98 169L101 170V172H103L104 174L106 173V171L107 172L109 171L107 174H105L103 176L106 178L105 181H104L103 177H101V179H99L100 177L97 178V176H100V175L102 176V173ZM80 170H81V172H80ZM86 171H88V172H86ZM160 171L158 173H160ZM73 172L74 171H72V173ZM114 172H112V174H114ZM81 173H84V174L88 173L89 175L86 174V175H88V177H86V176H84V174L82 175ZM98 174H100V175H98ZM146 174L147 173H145L144 175H146ZM81 175L84 176V178H82ZM90 175L93 178L92 177L90 178ZM94 176H96V178ZM115 177L117 179V176H115ZM85 178H89V180H92V179H94V180H92L93 182H91L89 180H86ZM67 179H69L70 182H72L74 184L73 188H72L73 184L70 185L69 180H67ZM74 180H76V181H74ZM97 180H99V181H97ZM78 181L80 182L81 185L79 184ZM106 181H107V183H106ZM1 183H3L2 188L4 189L6 195H5V197H3L2 193H0V199L6 198V200H8L9 204H10V206H8V208L5 207V209H4L1 205V202H0V233L2 232L3 235H1V237L4 238L7 235H4V233H3L4 227L2 226L3 225L2 224L3 222H1L2 219H5L6 224L7 225L10 224V226L12 228L14 226L24 225V221H23L24 219L17 212L18 211V209H17L18 204L17 203L19 200H18V196H16V195L19 192L17 190L18 186L15 185V183H12V181H10V179H4V180H2ZM96 183L98 184L99 188L101 187L97 192H96L97 189H95ZM102 183H103V186H102ZM99 184H100V186H99ZM31 185L33 186L34 184H31ZM69 185L72 188V190H71L72 195H71V192L69 190V188H70ZM32 186H31V188L34 190L35 188H33L34 186L33 187ZM120 196L122 197L121 194H120ZM120 196L118 195L117 197H120ZM15 197L17 200L15 199ZM72 197H73V200L71 201L70 199ZM0 201H2V200H0ZM38 204H39V207L41 209V212H43L44 210H46L48 208L47 205L41 201L38 202ZM60 206L55 208V210L59 209L58 212L60 210H62L63 207H60ZM95 207H98V206H95ZM50 208H52V207H50ZM100 208H102V211H104L103 209H106V210L109 209L108 213L112 210L111 207H107L106 204H105V207L104 206L102 207V205H101ZM52 209L54 211V208H52ZM65 209H64V211L67 213L68 211H66ZM212 209H214V210H212ZM62 212H63V210H62ZM105 212L107 213V211H105ZM112 212L113 211H111V214H112ZM1 213L3 215H1ZM59 213L61 216L59 214H57V210H56V215L59 216V217L56 216V218L58 217L57 220H59V222L62 220V223L66 224L68 221L67 218L69 216L66 217V220H67L66 221L64 219L66 213L63 212L61 214V211ZM196 213H198V215ZM143 214H146V213H143ZM62 216H63V218H62ZM66 216H67V214H66ZM148 216L144 215L145 219L147 218L148 220H150V223L153 222L154 221V220L152 221L153 217L151 216L152 218L150 219V217L148 218ZM198 217H199V219H198ZM145 219H144V221H145ZM147 219H146V221H148ZM127 221H129L128 218H127ZM7 222H9V224ZM47 222H50V221H46V223ZM59 222H57V225L55 224L56 227H58L60 225V224H58ZM46 223H45V225H46ZM148 223H149V221H148ZM166 224L167 223L162 224L163 226L160 225L161 227L159 228L160 229L159 231H160V233L162 232L161 234L163 235V237L165 236V238H162V240L164 239L163 241L161 239H160L161 241L159 240V242H160L158 244L159 246L157 248L155 247L156 249L154 250V251H156L158 258L156 257L157 256L156 254H154V255H155L156 259L160 261L161 264L163 263V259L165 258V256L166 255L168 256V254L170 252L169 251L170 248H169V244H168L169 240L167 239L168 238L167 234L169 233V231H168L169 229L167 228L168 225H166ZM45 225H42V222H41V224H40V222H34V223H31L30 226H26V227H27V229L33 227V228H36L37 230L39 229L40 231L44 230L42 233L46 234L47 230H45L46 229ZM41 226H44L43 229L41 228ZM72 226H73L72 227V233H75L76 231H78L80 229V228L79 229L75 228L74 225H72ZM61 227H64V226H62V224H61ZM61 227L59 226L60 229H62ZM76 227H78V226H76ZM73 228H75V230ZM39 230H38V232H39ZM73 230L75 232H73ZM28 231H30V229ZM56 231H59L58 228L56 229ZM81 231H83V230H81ZM134 231H136V230H134ZM14 232H15V230H13V229L10 230L9 236L11 238L9 236H7V237H9L10 239L13 240L14 238H12V237L15 235ZM138 232L137 231L133 232L134 236L132 235V238L135 239L134 242L138 243V244L136 243V245H138L137 247H139V245L141 244L140 236H139L140 234H138ZM77 233L78 232H76L75 234H77ZM79 233H81V232L79 231ZM75 234H73V235H75ZM192 234H193V231H192ZM66 235H65L64 239H62V240L60 239V241H59L60 242L59 243L60 244L59 249H61L60 253L63 255L62 258H64L63 259L65 262L64 264H71L70 261L73 257L71 258L70 254H72L74 256V258H73L74 261H75V259H76V261L79 259V261H77L79 264H82L81 260L83 263L85 262L84 264H96L94 261H92V262L90 261V259H91L89 256L90 254L86 253L89 251H86L84 253L85 255L86 254H88V255L85 256L83 254L84 256L82 258L80 257L82 255L79 253V251L82 252L83 244L81 242V244H82V246H81L80 243L78 244V241L75 242V240H80L81 239L80 237L78 239L76 238L75 240H73L72 237H71L72 238L71 239L70 236H66ZM41 236H43V238L46 236L44 239H47L48 234L41 235ZM58 236H59L58 237V239H59L61 237V235L59 234ZM7 237H6V239L10 241V239H8ZM32 237L33 236H31V238ZM96 237H95V241H91V243L95 242L94 245L98 246L100 244V242H99L100 238H99V236H96ZM197 237H199V236H197ZM33 238L31 240H33ZM7 240H5V241H7ZM47 240H45V241H47ZM85 240H84L85 241L84 248L89 250L90 249L89 246L91 243L89 244V241H88L89 239L88 240L85 239ZM20 241H21V239H20ZM1 242L3 243V240ZM31 242H29V244H27L29 246L26 245L28 247L27 250L30 249V251H31L32 247L34 246L33 243H31ZM47 242L49 243L50 241H47ZM3 245H5V243ZM140 246L142 248L144 247L142 245H140ZM152 248H154V247H152V245H149L147 247L145 245V249L143 248V250H145L144 251L145 253L151 254L154 252ZM33 249H34V247H33ZM206 250L204 249L205 252H207ZM30 251H28V252L26 251V253H30ZM83 251H85V249H83ZM31 252H33V250ZM107 252H109V251H107ZM107 252H106V255H107ZM198 252H200V250H198ZM0 254H1V251H0ZM110 254L111 253L108 254L107 258L111 257ZM202 254L200 255V253H199L196 257H194V259H193L194 263H195V260H197V263L205 264L207 259H210L207 257L208 255L206 256L203 254V256H202ZM105 256H102V257H104L103 258L104 261H106V259H107ZM150 256L153 257L152 255H150ZM193 256H195V255H193ZM236 257H234V258H236ZM103 259H101V260L99 259V261L101 262ZM38 260L39 259H36V261H38ZM74 261H72L73 264H74ZM76 261H75V264H77ZM213 261H214V263H212ZM106 262H108V259ZM208 263H206V264H208ZM33 264H35V263H33ZM38 264H39V261H38ZM97 264H102V263H97Z\"/></svg>","mask_w":264,"mask_h":264}]
</instances>
